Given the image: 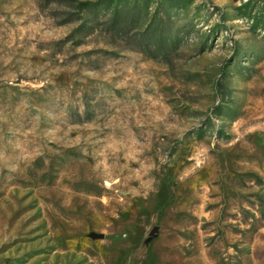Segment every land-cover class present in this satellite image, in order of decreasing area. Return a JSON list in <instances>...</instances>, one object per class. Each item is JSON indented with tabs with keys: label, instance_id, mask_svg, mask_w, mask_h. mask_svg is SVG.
<instances>
[{
	"label": "rangeland",
	"instance_id": "obj_1",
	"mask_svg": "<svg viewBox=\"0 0 264 264\" xmlns=\"http://www.w3.org/2000/svg\"><path fill=\"white\" fill-rule=\"evenodd\" d=\"M0 264H264V0H0Z\"/></svg>",
	"mask_w": 264,
	"mask_h": 264
},
{
	"label": "trees",
	"instance_id": "obj_2",
	"mask_svg": "<svg viewBox=\"0 0 264 264\" xmlns=\"http://www.w3.org/2000/svg\"><path fill=\"white\" fill-rule=\"evenodd\" d=\"M90 3V1H83L82 4H88ZM119 12H120V9H117V8H114L113 11H112V15H111V18H110V21L113 24H115V22L117 21V17L119 15ZM161 41H163L162 38L158 37V42L160 43Z\"/></svg>",
	"mask_w": 264,
	"mask_h": 264
}]
</instances>
